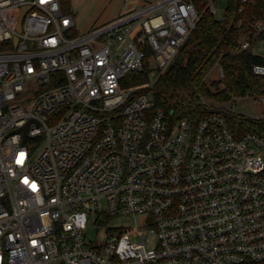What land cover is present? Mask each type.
I'll use <instances>...</instances> for the list:
<instances>
[{
  "label": "built area",
  "instance_id": "1",
  "mask_svg": "<svg viewBox=\"0 0 264 264\" xmlns=\"http://www.w3.org/2000/svg\"><path fill=\"white\" fill-rule=\"evenodd\" d=\"M197 20L195 0H156L79 33L62 0H0V264L264 262V135L148 90ZM90 214L135 226L88 240Z\"/></svg>",
  "mask_w": 264,
  "mask_h": 264
},
{
  "label": "trees",
  "instance_id": "2",
  "mask_svg": "<svg viewBox=\"0 0 264 264\" xmlns=\"http://www.w3.org/2000/svg\"><path fill=\"white\" fill-rule=\"evenodd\" d=\"M228 1L224 17L218 19L208 0H195L198 20L187 44L148 88L157 105L173 111L176 118L189 116L197 122L218 104L250 94L264 95V75L254 71V65H264V56L253 51L255 43L264 39V33H257L252 27L253 22L264 21V0ZM62 4L71 11L70 0H62ZM239 21L241 27H237ZM244 38L251 41V46L236 50ZM215 66L223 69L224 76L208 83L206 77ZM149 70L145 67L128 81L132 85L146 83ZM227 118L237 135L249 131L264 135V117L228 113Z\"/></svg>",
  "mask_w": 264,
  "mask_h": 264
},
{
  "label": "rangeland",
  "instance_id": "3",
  "mask_svg": "<svg viewBox=\"0 0 264 264\" xmlns=\"http://www.w3.org/2000/svg\"><path fill=\"white\" fill-rule=\"evenodd\" d=\"M71 12L74 15L76 28L79 33H84L103 25L117 16L129 12L137 6L148 4L156 0H70ZM215 2V16L218 19L224 17L225 9L229 3L228 0H214ZM253 51L264 56V39H261L253 46ZM220 67L215 66L211 69L206 77L208 83L218 81L220 79ZM257 94H250L242 97L218 104L222 108L232 110L236 114L245 115L253 118L264 117V99ZM96 214H90L85 234L88 240L102 241L107 236L109 227H134L135 219L132 216H119L112 219H103L102 222H96ZM139 223L142 218L139 217Z\"/></svg>",
  "mask_w": 264,
  "mask_h": 264
},
{
  "label": "water",
  "instance_id": "4",
  "mask_svg": "<svg viewBox=\"0 0 264 264\" xmlns=\"http://www.w3.org/2000/svg\"><path fill=\"white\" fill-rule=\"evenodd\" d=\"M26 8H23L20 12V19H19V23H18V28H20V23H21V18H22V15L24 14ZM187 44V42L183 45V47ZM24 131L26 133L27 131V125L24 126Z\"/></svg>",
  "mask_w": 264,
  "mask_h": 264
}]
</instances>
